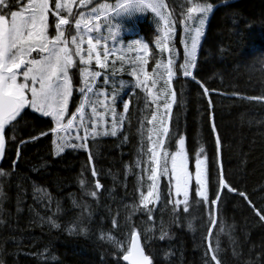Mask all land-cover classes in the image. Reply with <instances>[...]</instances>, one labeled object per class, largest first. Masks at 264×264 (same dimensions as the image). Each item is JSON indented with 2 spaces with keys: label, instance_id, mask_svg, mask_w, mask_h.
Instances as JSON below:
<instances>
[{
  "label": "trees",
  "instance_id": "16d2710c",
  "mask_svg": "<svg viewBox=\"0 0 264 264\" xmlns=\"http://www.w3.org/2000/svg\"><path fill=\"white\" fill-rule=\"evenodd\" d=\"M166 2L181 30L186 4ZM51 5L55 8V0ZM55 23L50 15L49 38L56 35ZM139 28L150 46L148 68L153 70L160 55L154 45L155 29L149 19L139 21ZM70 30L71 26L66 41ZM180 63L175 68L176 102L165 149L174 154L179 140H185L193 177L188 211H184L183 194L175 193V178L163 177L158 204L136 208L129 231H139L152 264H264V0H234L215 10L194 71L201 84L185 77ZM70 78L73 91L65 119L76 111L82 97L79 90L84 84L77 62ZM204 87L210 91L211 103ZM125 97L130 105L118 147L125 155L133 129L141 123L142 137L127 170L137 187L146 191L154 105L147 90L135 89ZM26 113L5 133L6 152L0 165V264H127L123 261L129 247L125 231L108 228L104 215L89 216L95 214L89 200L96 198L95 191L75 171L54 169L60 162H70L74 150L55 156L49 151L30 152L34 144H28L15 158L16 144L37 132L25 126ZM196 157L206 158V201L197 195ZM222 180L233 191L222 187ZM218 194L217 219L209 234Z\"/></svg>",
  "mask_w": 264,
  "mask_h": 264
},
{
  "label": "rangeland",
  "instance_id": "374dc122",
  "mask_svg": "<svg viewBox=\"0 0 264 264\" xmlns=\"http://www.w3.org/2000/svg\"><path fill=\"white\" fill-rule=\"evenodd\" d=\"M92 1L55 0V3L59 2L63 6L60 10L61 15L69 21V24L71 22L73 24L67 47L72 53L74 62L77 61L79 64L84 84L82 88H85L78 109L73 115L76 116V119L72 120L71 116L66 122L64 118L63 130L56 132L54 131L56 125L53 118L45 117L30 107L27 108V113L24 114V124L32 132H37L29 134L16 144L14 155L17 159L28 144H34L30 152L49 151L55 156L62 155L68 150H74L75 154L68 158V160L71 159L70 162H60L54 169L56 171L63 169L64 171H75L82 179H85L84 181L95 191L96 197L89 198L95 207V214L90 212L89 216L104 215L108 228L125 231L124 236L128 239L132 233L129 231L128 223L134 217L136 208L145 207L143 198L147 196L152 184L151 175L157 174L158 181L156 182L157 190L150 198L153 203L149 205L158 203L156 193L158 192L160 195L161 177L163 175L170 177L171 175V160L169 164L167 162L168 171H164L168 153L164 155L162 149L166 135L163 133V128L167 125L166 109L167 105L172 103L174 94L171 91L174 86L172 79L179 61H181V69L189 73L187 77L192 73L212 12L205 18L199 9L209 4H198L195 0H182L188 1L190 5L187 6V15L181 30H179L166 0H161L165 5L161 11L171 21L169 34L165 36L163 20L160 16L152 13L150 9L137 13L132 18H113L114 14L101 6L108 5L112 8L120 0H113V2L109 0ZM26 2L27 0H25ZM95 5L97 6L92 7ZM93 9H96V14L101 17L99 21L90 15ZM192 9H196V11H191ZM145 19H149L155 29L154 44L160 52V59L153 70L148 68V59L151 54L149 44L145 36L140 33L139 28V21ZM201 19H205V25L197 43L196 59L185 66L187 51L191 50L192 39L196 29L200 28L199 21ZM77 21L81 22L79 30L75 28ZM85 22H92L90 25L93 28L92 39L93 44L96 45L88 63L80 60V56L83 55L84 61H89L88 36L83 30ZM97 23L99 24L98 30L96 29ZM68 25L62 28L65 41ZM73 37H75V43ZM77 45L81 49L79 53L76 51ZM144 45H147L146 49L143 47ZM97 55H99V61H97ZM33 57L39 58L35 53H33ZM169 60L172 61L171 65L168 63ZM95 73H99V75L93 76L92 74ZM169 75H171V79H169ZM86 85L91 86V91ZM135 89L147 90L148 97L155 107L156 120L151 119L154 132L148 143L150 158L146 167V191L137 187L134 177L128 175L127 170L133 163L135 151L139 146V124H136L133 129L130 143L124 149L125 155L119 151L118 147V134L124 127L126 112L130 104L129 99L125 96ZM113 131H115V135L111 134ZM86 132L87 137H85ZM153 144L156 145L155 156L159 160V164L153 159ZM60 148L63 150L58 151ZM96 199L100 201L98 202ZM89 216L87 215V219L92 220Z\"/></svg>",
  "mask_w": 264,
  "mask_h": 264
},
{
  "label": "snow or ice",
  "instance_id": "6c2138e0",
  "mask_svg": "<svg viewBox=\"0 0 264 264\" xmlns=\"http://www.w3.org/2000/svg\"><path fill=\"white\" fill-rule=\"evenodd\" d=\"M62 7L61 3H56L53 12L50 0H27L26 3L25 0H0V157H3L5 151L4 134L6 125L14 127V122H19L18 118L23 119L22 113L26 108L30 107L45 117L53 118L56 125L54 131L63 130V121L68 114L69 98L72 95L69 71L75 62L70 49L67 47V41L63 40L64 32L62 28L67 26L69 21L61 15L60 10ZM101 7L114 14L113 18H132L137 13L150 9L152 13L160 16L163 20L165 36L169 34L171 21L161 11L165 7L161 0H120L115 7L110 8L108 5H102ZM191 11H196V9ZM199 11L207 18L208 14L213 11V7L209 4L206 7H201ZM50 12H53L56 20L55 29L57 34L54 38L48 36ZM90 15H93L96 21L101 19L96 14V9H93ZM91 23L85 22L83 24V30L88 36L87 43L89 45V61H84L83 55L80 56V60L84 63L90 62L91 53L96 47L93 44ZM199 23L200 28L195 31L191 50L187 51L185 66L196 59L197 43L202 35L201 30L205 25V19H201ZM75 28L78 30L81 28L80 21L76 22ZM96 29H99L98 23ZM73 42L75 43V37H73ZM143 47L146 49L147 45ZM76 51L77 53L81 51L79 45H77ZM33 53L39 58L33 57ZM97 61H99V55H97ZM168 63L171 65L172 61L169 60ZM92 75L98 76L99 73ZM184 75L188 76L189 73L186 71ZM169 79H171V75H169ZM86 87L91 91V86L86 85ZM79 91L84 93L85 88H81ZM175 100L176 97L173 94L172 102L175 103ZM173 103L167 105L166 111L172 108ZM75 119L76 116H72V120ZM152 119L156 120V117L153 116ZM168 131V127L163 128L164 134H167ZM111 134L115 135V131ZM85 137H87V132ZM184 146L185 140L180 139L179 150L171 158V171L175 174V193L177 196L183 194L184 211L187 212L189 188L193 177L188 170V158ZM152 147L153 159L159 164V160L155 156L156 145L153 144ZM62 150L63 148L58 149V151ZM205 160L196 157L194 179L199 189L198 197L206 201L208 195L203 168ZM164 171H168L166 160ZM150 180L152 184L149 187L147 196L143 198L145 208L153 203L150 198L157 190V174H152ZM171 183V180H169V185ZM169 194L171 195V192ZM2 195L3 192L0 191V196ZM240 195L243 196L244 194L241 193ZM156 199L159 200L158 192L156 193ZM219 200L220 196L218 194L212 204L213 210H215ZM148 211L151 212V209H148ZM56 227H59V225H56ZM209 234H211V229H209ZM123 261L128 262V264H152L151 257L145 254L140 244L139 231H132L130 246L127 248L126 254L123 255ZM215 264H219V261H215Z\"/></svg>",
  "mask_w": 264,
  "mask_h": 264
},
{
  "label": "water",
  "instance_id": "95a60500",
  "mask_svg": "<svg viewBox=\"0 0 264 264\" xmlns=\"http://www.w3.org/2000/svg\"><path fill=\"white\" fill-rule=\"evenodd\" d=\"M9 125H6V128L8 127ZM6 128H5V130H6ZM5 135V134H4ZM6 145V144H5ZM5 152V151H4ZM2 159H3V157H0V164H1V162H2ZM140 244H141V246H142V242H141V239H140ZM143 247V246H142ZM144 252H145V250H144ZM145 254H146V252H145ZM126 262V261H125ZM126 263H128V262H126Z\"/></svg>",
  "mask_w": 264,
  "mask_h": 264
},
{
  "label": "bare ground",
  "instance_id": "6f19581e",
  "mask_svg": "<svg viewBox=\"0 0 264 264\" xmlns=\"http://www.w3.org/2000/svg\"><path fill=\"white\" fill-rule=\"evenodd\" d=\"M207 168V167H206ZM208 188V187H207Z\"/></svg>",
  "mask_w": 264,
  "mask_h": 264
}]
</instances>
